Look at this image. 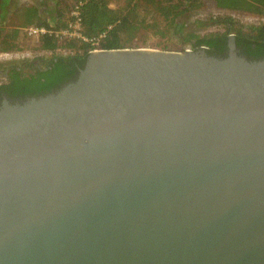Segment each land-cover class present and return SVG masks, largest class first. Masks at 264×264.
<instances>
[{"label": "water", "instance_id": "95a60500", "mask_svg": "<svg viewBox=\"0 0 264 264\" xmlns=\"http://www.w3.org/2000/svg\"><path fill=\"white\" fill-rule=\"evenodd\" d=\"M102 48L0 103V264H264V57Z\"/></svg>", "mask_w": 264, "mask_h": 264}, {"label": "trees", "instance_id": "16d2710c", "mask_svg": "<svg viewBox=\"0 0 264 264\" xmlns=\"http://www.w3.org/2000/svg\"><path fill=\"white\" fill-rule=\"evenodd\" d=\"M205 3L206 0H42L37 4L24 0L13 4L11 0H2L0 51L12 53L27 48L52 54L10 64L0 60V92L10 97H32L54 91L68 80L71 63L77 61L83 65L88 53L95 48L179 50L175 49L176 45L190 43L191 49L204 47L210 54L225 56L228 36L234 34L242 54L251 59L264 57V22L246 28L234 18L218 17L215 21L223 25V31L200 34L185 30L182 15ZM214 3L219 9L264 16V0H214ZM74 9L79 11L82 35L96 38L98 46L82 38L58 40L56 31L67 28L74 20ZM27 26L44 27L52 33L45 32L35 42L25 35L20 36V30ZM59 44L75 53L55 54Z\"/></svg>", "mask_w": 264, "mask_h": 264}, {"label": "rangeland", "instance_id": "374dc122", "mask_svg": "<svg viewBox=\"0 0 264 264\" xmlns=\"http://www.w3.org/2000/svg\"><path fill=\"white\" fill-rule=\"evenodd\" d=\"M30 1L39 4L42 0H30ZM45 1H49V0H45ZM218 17L226 18V19L234 18L235 20L243 24L244 27L246 28L264 22V16L262 15H258L250 12H243V11H233L229 9H219L216 7L214 0H206V3L203 7L189 11L188 13L182 15L181 20L184 22L185 30L194 31L200 34H206L214 31H223L224 29L223 25L215 21V19ZM189 48H191L190 43L175 46V49H179L180 51ZM19 51L20 52L11 55V58H14L11 62H17L21 60L32 61L33 59L38 58L37 56H39V54L36 55L33 53L28 54L22 51L21 49ZM4 64H9V63L7 61H4Z\"/></svg>", "mask_w": 264, "mask_h": 264}, {"label": "built area", "instance_id": "2783aa9c", "mask_svg": "<svg viewBox=\"0 0 264 264\" xmlns=\"http://www.w3.org/2000/svg\"><path fill=\"white\" fill-rule=\"evenodd\" d=\"M72 15L74 16V20L69 24L67 28L61 29L56 31V36L58 40H63L65 38H82L86 40L87 42H90L91 45L93 46H98V40L96 38H86L82 35L81 33V27H80V19H79V11L78 9H74L72 11ZM24 33L29 36L30 38H33L35 40H39L40 36L44 34L45 32L52 33V30H47L44 27H37V26H28L23 28ZM95 49H102V48H95ZM93 49V50H95ZM41 54L39 55H44V56H50L52 54L51 51H43L40 52ZM55 54L61 55V56H70L71 54H74L75 51L66 48L62 45H58L57 48L54 51ZM8 53L6 52H1L0 51V60L2 57L7 56Z\"/></svg>", "mask_w": 264, "mask_h": 264}, {"label": "crops", "instance_id": "0c3cea01", "mask_svg": "<svg viewBox=\"0 0 264 264\" xmlns=\"http://www.w3.org/2000/svg\"><path fill=\"white\" fill-rule=\"evenodd\" d=\"M1 1L2 0H0V3H1ZM22 1H24V0H22ZM30 1V0H29ZM11 2L14 4V3H19V2H21L20 0H11ZM31 2H33V1H31ZM35 3V2H34ZM7 21H9V22H11L10 20H7ZM12 23V22H11ZM28 27V26H27ZM27 36L25 33H24V31H23V28L20 30V36L22 37V36ZM29 37V36H28ZM30 38V37H29ZM30 40H34L35 42H38V40H35V39H33V38H30ZM22 51H24V52H26V53H28V54H41L40 52H38V51H32V49H27V48H25V49H21ZM17 52H20V51H15V52H12V53H8V55L7 56H4V57H2L1 59H2V61L4 62V61H7L9 64L11 63V61L14 59V58H11V55H14V54H16ZM41 63V61H38V64H40Z\"/></svg>", "mask_w": 264, "mask_h": 264}, {"label": "flooded vegetation", "instance_id": "af4514ba", "mask_svg": "<svg viewBox=\"0 0 264 264\" xmlns=\"http://www.w3.org/2000/svg\"><path fill=\"white\" fill-rule=\"evenodd\" d=\"M226 48H228V42H227V47ZM237 48H238V50H239V52H240V49H239V47L237 46ZM227 52V51H226ZM225 52V53H226ZM241 53V52H240ZM36 63L38 64V61H36ZM71 66H72V68L74 67V63H71ZM26 70V69H25ZM32 72V71H31ZM4 97H6L8 100H10V101H12V102H18V101H24V100H26L27 98H30V97H27V96H12V97H10L8 94H6L4 91H1L0 92V103H1V101H2V99L4 98Z\"/></svg>", "mask_w": 264, "mask_h": 264}]
</instances>
